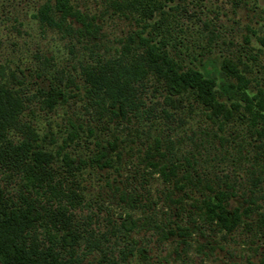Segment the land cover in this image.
Returning a JSON list of instances; mask_svg holds the SVG:
<instances>
[{
    "label": "rangeland",
    "instance_id": "1",
    "mask_svg": "<svg viewBox=\"0 0 264 264\" xmlns=\"http://www.w3.org/2000/svg\"><path fill=\"white\" fill-rule=\"evenodd\" d=\"M48 1L0 0V82L23 102L8 137L19 144L30 127L56 157L64 190L32 189L44 218L25 235V255L51 250L59 264H264L263 123L244 107L211 115L192 95L170 97L155 77L135 84L127 114L116 115L85 76L126 54L125 44L138 51L131 38L144 34L185 66L232 60L248 92L264 93V0H160L166 20L141 8L129 14L112 0H71L95 16L97 38L41 23L36 15ZM53 89L63 96L52 107ZM103 147L111 161L97 164ZM65 154L82 160L75 176ZM165 163L175 175L162 173ZM207 184L231 195L230 210L241 215L234 230L206 214ZM0 188L10 204L28 196L13 171L0 169Z\"/></svg>",
    "mask_w": 264,
    "mask_h": 264
},
{
    "label": "trees",
    "instance_id": "2",
    "mask_svg": "<svg viewBox=\"0 0 264 264\" xmlns=\"http://www.w3.org/2000/svg\"><path fill=\"white\" fill-rule=\"evenodd\" d=\"M112 2L120 9H129V14H133L130 9L138 11L141 8L142 13L149 19L159 16L160 20H166L167 12L160 0ZM36 17L51 28L82 32L92 38H97L96 34L102 30L96 23L95 16L82 12L71 0L48 1L39 9ZM75 24L81 27L75 28ZM136 39L141 45L136 48L139 52L134 51L132 45L125 44L126 54L104 64L101 61L96 68L86 71V81L102 107L105 108L108 102L111 108L115 109L114 114L125 116L133 103L135 84L155 77L165 85L170 97L192 95L200 105L211 111V115H231L244 107L257 123H263L260 131L264 134V93L258 92L252 96L248 92L250 82L234 61H215L206 57L205 63L200 64L201 68L185 66L177 54L160 41L138 34L131 38L132 44L136 43ZM232 78H235L237 83H234ZM47 94V103L52 107L58 104L63 96L59 89H53ZM22 111L23 102L19 92L0 82V169L20 174L28 191V196L21 194L20 204H10L0 188V264H59L50 254L51 250H37L32 257L30 254L25 255L28 254L24 242L25 235L44 218L40 204L31 196L34 192L32 189H35V195L40 193L39 190L48 189L50 193L62 194L64 190L52 167L56 157L38 141L37 134L30 127L26 137L19 144L9 139L8 132L19 126ZM156 149L155 146L153 150L156 152ZM163 157L165 158V155ZM64 161L75 176L82 160L76 162L65 154ZM92 161L97 164L109 163L111 159L103 147ZM161 171L164 175H175L176 167L165 163L161 165ZM190 178L188 176L190 181H194ZM196 183L202 182L197 180ZM205 186L213 195H208L202 201L206 214L225 229L234 230L241 224V215L238 210H230L231 195L221 190L215 191L208 184ZM69 193L75 199L80 198L75 191L70 190Z\"/></svg>",
    "mask_w": 264,
    "mask_h": 264
}]
</instances>
